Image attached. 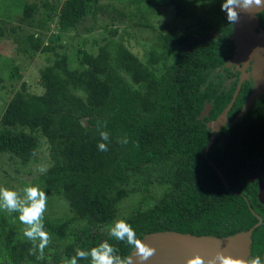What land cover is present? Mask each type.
Instances as JSON below:
<instances>
[{"label": "trees", "instance_id": "trees-1", "mask_svg": "<svg viewBox=\"0 0 264 264\" xmlns=\"http://www.w3.org/2000/svg\"><path fill=\"white\" fill-rule=\"evenodd\" d=\"M125 1L138 10L171 6L179 16L189 0ZM191 1L199 5L195 16L203 18L201 32L184 36L171 29L156 36L161 59L172 57L160 74L143 66L122 43H111L113 49L100 46L95 54L77 50L78 60L71 69L66 55H56L37 71L41 94L27 93L23 84L12 94L0 116V154L27 165L34 159L36 134L41 135L48 145L50 166L33 184L47 197L60 198L81 224L69 231L71 242L50 240L42 260L29 254L33 247L29 240L14 239L10 232L0 235V260L67 264L77 250L88 251L105 241L118 249L116 255L127 257L133 246L103 234L99 227L112 223L117 204L138 189L135 185L147 192L152 183L162 187L159 198L148 203L152 197L143 196L142 205L124 218L137 240L161 231L230 236L254 225V212L261 223L251 232L249 255H261L264 206L257 203L255 184L246 183L243 175L257 166L264 181V109H250L240 122L221 128L207 146L210 133L197 116L207 102L208 118L213 119L234 90L233 83L227 93H219L206 82L208 72L232 55L231 24L221 10L223 0ZM92 3L64 0L56 13L57 29L75 28L93 9ZM51 8L50 16L55 15V7ZM38 12L35 4L24 3L17 21L33 23ZM257 19L264 29V11L256 13ZM36 25L40 30L45 27ZM210 33L221 37L202 41ZM31 48L34 51L35 46ZM154 55H149L151 64L159 58ZM247 93L245 87L239 89L228 120ZM100 131L109 133L108 141L101 140ZM125 138L127 143H121ZM98 143H106L108 150L99 151ZM3 226L0 218V231ZM68 228L66 221L55 226L44 223V230L57 239L67 238ZM78 264H90V257Z\"/></svg>", "mask_w": 264, "mask_h": 264}, {"label": "rangeland", "instance_id": "rangeland-1", "mask_svg": "<svg viewBox=\"0 0 264 264\" xmlns=\"http://www.w3.org/2000/svg\"><path fill=\"white\" fill-rule=\"evenodd\" d=\"M63 1L0 0V78L3 80V83L0 84V116L7 101L22 84L29 94L39 95L43 92L38 83L37 71L40 67L50 65L56 55H66L67 66L71 69L74 68L78 60L77 50H85L88 53L95 54L100 46L105 45L111 50L113 49L111 43H122L143 66L158 75L165 66H169L172 57L169 54L162 60L163 50L160 48L156 36L162 35L171 29L178 31L184 36L193 35L196 37L201 32L199 22L203 18L195 16L199 5L191 0L184 4V12L179 16L175 14L171 6L153 8L151 10L142 6L138 10L125 0H94L95 3H92L93 9L91 8L89 14L84 17L79 25L73 29L60 32L57 29L56 13ZM24 3L35 4L39 10L38 14H34L33 23L30 21L28 25L17 21V16H20ZM51 5L55 7V15L52 16L49 15L50 9L52 10ZM249 16L248 19L253 20V17L249 18ZM36 23L41 24L40 26L44 24L43 30L36 29ZM240 28L242 27L240 26ZM250 29L249 36L252 42L257 45H263L264 33L259 30L255 31V28ZM242 33H244V30ZM27 35H31L33 40L29 39ZM219 37L221 35L210 33L202 41ZM31 45L35 46L34 51ZM232 45L234 53L232 60L223 63L213 71H209L206 75V82H211L218 91L225 90L236 79L244 60V55L247 53L248 48H245L240 41L236 45L232 41ZM44 47L47 48L42 51ZM151 52L155 54L153 58L159 57L155 59L156 62L154 64L150 63L149 55ZM11 71L13 74L10 75ZM121 75L123 76V74ZM124 79L128 80L127 76H124ZM246 80L247 76H245ZM254 97L250 95L249 98L252 101ZM208 108L209 105L203 108L202 113L198 116L199 120H202ZM242 114L240 112L232 123L240 121ZM221 123L226 126L227 122L222 120ZM208 125L206 124V127ZM36 136L38 144L34 159L27 165L19 164L15 158H11L8 154H0V187L14 190L21 197L24 195L23 188L35 186L33 181L37 180L50 166L47 155V142L38 133ZM41 169H44V171L42 172ZM150 185L147 192L142 191L139 186L135 185L138 189L117 204L116 217L112 223L106 226L102 225L99 227V231L105 235L110 234V228L114 226L116 221L124 220L135 208L142 205L143 196L152 197L147 201L148 203H152L153 199L157 200L162 194V187L155 183ZM16 214L19 213L0 210V218L4 224L0 235L5 236L7 232H10L14 239H19L20 241L28 240L23 235V229L26 225L19 221ZM63 221L69 223V228L65 232L67 238L57 239L54 236H50V240H62V244L71 242L73 236L69 231H72L81 223L73 217L60 198L55 196L48 197L43 224L49 222L55 226ZM44 254L46 253L43 252ZM42 259L43 257L40 260ZM7 263L9 262L0 260V264ZM40 264H44V262L41 261Z\"/></svg>", "mask_w": 264, "mask_h": 264}, {"label": "clouds", "instance_id": "clouds-1", "mask_svg": "<svg viewBox=\"0 0 264 264\" xmlns=\"http://www.w3.org/2000/svg\"><path fill=\"white\" fill-rule=\"evenodd\" d=\"M260 3L261 0H223L221 10L226 13L228 23L235 24L239 20L237 9L248 11L253 5H260ZM102 126L106 127V124L97 125L98 128ZM99 135L101 140H109L108 132L100 131ZM120 142L126 144L127 139L125 138ZM97 148L102 152L108 150L106 143H98ZM41 171L43 172L44 169H41ZM23 193L24 195L21 197L14 190L0 187V210L19 213V221L26 225L23 229V235L33 243V247L29 249V254L36 255L37 259H41L44 249L48 246L51 239L49 233L44 230L43 224L48 197L37 186H26L23 188ZM110 235L117 241H126L127 244L133 246L136 250L137 261L140 264H143L155 254L154 248L136 239L133 228L124 220H118L114 223V226L110 228ZM117 252L118 249L105 241L88 251L77 250L75 255L67 261V264H78V260L88 259L89 257L90 264H131L130 258H122L115 254ZM186 264H205V260L200 255H194L187 259ZM207 264H264V260L260 256L241 260L225 257L222 253H217L210 262L207 261Z\"/></svg>", "mask_w": 264, "mask_h": 264}, {"label": "water", "instance_id": "water-1", "mask_svg": "<svg viewBox=\"0 0 264 264\" xmlns=\"http://www.w3.org/2000/svg\"><path fill=\"white\" fill-rule=\"evenodd\" d=\"M262 9H264V2L260 5H253L246 13L245 11L237 9L239 20L237 23L232 24V33L230 36V39L235 45L240 41V43L248 48L246 51L247 53L244 55V61L251 62V77L254 80V89L252 91L253 96L264 93V76L262 80L258 79L260 73L264 75V44L257 45L255 42H252L249 36V29L251 28L250 30H252L256 27V13L262 11ZM248 16L249 18L253 17V20H249ZM240 26L242 28H240ZM243 30L244 33H242ZM239 78V80H242V75ZM236 90L234 96L237 93ZM249 99L250 98H248V100ZM230 104L231 103L227 105L218 120L211 127L207 146L210 145L211 140L219 127V122L224 120V115ZM205 106L207 107L208 105L206 104ZM243 110H246L245 106L243 107ZM216 171L218 177L223 182L220 172L217 169ZM258 198L264 203V187L260 182L258 185ZM252 214L257 219V222L254 225L246 231L225 237L194 236L173 231L145 234L138 241L154 248L155 254L147 261L143 262V264H186L187 259L194 255H200L205 260V264H207V261L210 262L217 253H222L225 257L241 260L247 259L251 242V232L260 225V218L256 214ZM127 257L131 259V264H140V262L137 261L136 250L134 247L131 249ZM261 258L264 260V251Z\"/></svg>", "mask_w": 264, "mask_h": 264}, {"label": "flooded vegetation", "instance_id": "flooded-vegetation-1", "mask_svg": "<svg viewBox=\"0 0 264 264\" xmlns=\"http://www.w3.org/2000/svg\"><path fill=\"white\" fill-rule=\"evenodd\" d=\"M262 11H264V9H262ZM262 11H260V12H262ZM232 27V26H231ZM255 31L256 30H259V31H261V32H263L264 33V29L263 28H261L260 26H259V22H258V19H257V25H256V27H255V29H254ZM253 30V31H254ZM231 33H232V29H231ZM231 33H230V36H231ZM230 36L228 37L229 38V40H231L230 39ZM231 42H232V40H231ZM246 48V47H245ZM233 50H232V55H231V57L228 59V60H226L224 63H227V62H229V61H231L232 60V56H233ZM242 75V80H239L240 78V76ZM245 76H247V80L245 81ZM239 81H240V83H239ZM234 83V90L232 91V93H231V96H230V98H229V100H228V103L226 104V106L213 118V119H209L208 118V112H209V110L211 109V105L210 104H208L207 102H204V105H203V107H202V109H201V111L199 112V115L202 113V111H203V108L205 107V105L207 104V105H209V108H208V111L206 112V114H205V116H203V118H206L205 120H203V118H202V122H203V124H204V127H205V129H207L208 131H209V133H210V130H211V127L213 126V124L218 120V118H219V116L221 115V113L223 112V110L227 107V105L229 104V103H231L230 104V106H229V108L233 105V103H234V101H235V98H236V96H237V93H238V91H239V89L241 88V87H245L247 90H248V93L245 95V97H244V99H243V101H242V103H241V106H240V108L237 110V112L235 113V115H234V117L232 118V120H228L227 119V117H226V115H227V112H228V110H229V108L227 109V111H226V113H225V115H224V120H226V127H230L233 123V120L239 115V113L241 112V113H243L242 114V116H241V119L245 116V114L250 110V109H256V108H260L261 110L262 109H264V93L263 94H256V96L254 97V99L251 101V99H249L248 100V98L250 97V95H252V91H253V89H254V80H253V78L251 77V62H246V61H242V64H241V66H240V71L238 72V76L236 77V79H234L233 81H232V84ZM232 84H230L225 90H221V91H219V93H227L228 92V90H229V88L231 87V85ZM237 89V90H236ZM235 90H236V94H235V96H234V93H235ZM234 96V97H233ZM232 100V101H231ZM248 101V103L246 104V102ZM251 102V103H250ZM253 102V103H252ZM246 104V105H245ZM244 106H246V110H243V107ZM198 115V116H199ZM198 116H197V118H198ZM241 119H240V121H241ZM240 121H236V122H240ZM230 123H232L231 125H229ZM235 123V122H234ZM206 124H209L208 125V127H206ZM225 127V125L224 124H222L221 123V121L219 122V127H218V129H217V131L215 132V135H214V137L216 136V134L220 131V129L221 128H224ZM214 137H213V139H214ZM220 137L221 138H223V135H220ZM209 138H210V135H209ZM213 139L211 140V143H212V141H213ZM209 140V139H208ZM210 143V144H211ZM238 171H241V168H238ZM260 175H261V177L263 176V171H261V169L259 168V167H257V166H252V172H248V174H246V173H244V175H243V177H244V181L246 182V183H248V184H252L253 186H254V184H255V187L257 188V190H256V195H255V197H256V199H257V203H259L260 205H262V206H264V203H262L260 200H259V198H258V185H259V182L263 185V187H264V181L261 179V177H260ZM248 208H249V205H248ZM254 213V212H253ZM254 214H256V213H254ZM258 217H259V215L258 214H256ZM260 218V217H259ZM260 222H261V218H260ZM264 251V250H263ZM263 253V252H262ZM262 253H261V255H262ZM261 255H260V257H261ZM247 259H250V255H249V257L247 258Z\"/></svg>", "mask_w": 264, "mask_h": 264}, {"label": "bare ground", "instance_id": "bare-ground-1", "mask_svg": "<svg viewBox=\"0 0 264 264\" xmlns=\"http://www.w3.org/2000/svg\"><path fill=\"white\" fill-rule=\"evenodd\" d=\"M262 2H264V0H261V3L260 4H262ZM247 11H245V13H246ZM263 74L262 73H260L259 75H258V79L259 80H262L263 79ZM257 82V81H256Z\"/></svg>", "mask_w": 264, "mask_h": 264}]
</instances>
